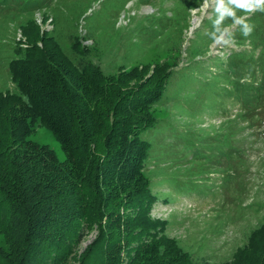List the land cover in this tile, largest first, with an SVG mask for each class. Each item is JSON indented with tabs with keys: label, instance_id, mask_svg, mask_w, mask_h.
Listing matches in <instances>:
<instances>
[{
	"label": "trees",
	"instance_id": "obj_1",
	"mask_svg": "<svg viewBox=\"0 0 264 264\" xmlns=\"http://www.w3.org/2000/svg\"><path fill=\"white\" fill-rule=\"evenodd\" d=\"M200 2L173 0L170 28L162 31L152 53L148 50L142 59L118 65L111 73H103L97 63L105 50L102 42L81 34L78 22L60 32L62 42L54 25L40 29L27 18L17 28L24 41L14 38L13 57L7 62L11 87L0 90V264H208L204 255L194 258L187 245L165 236V219L149 218L153 202L169 203L166 195L159 196L169 188L150 186L157 176L146 163L149 144L139 136L154 124V106L174 76L183 78L189 71V66L175 68L190 10ZM227 7L236 18L247 13ZM258 18L251 14L236 26L253 28L244 34L251 48L264 23ZM228 21L225 16L221 27ZM244 26L235 31L244 32ZM202 46L186 47V64L197 62L202 68L198 76L212 90H227L240 105L254 106L264 89L254 73L233 90L234 79L219 71V61H206V43ZM250 53L241 49L229 54L244 58ZM249 60L264 70V39ZM147 70L150 75L143 79ZM235 117L213 131L197 129L211 136V151L218 164L223 157L224 171L230 169L232 157L240 158L245 150L239 141L243 136L238 139L236 134L246 126L241 125L240 111ZM38 126L57 140L62 160L46 145L27 138ZM202 138L196 146L204 151ZM216 160L205 161L200 153L192 164L211 172ZM92 226L95 237L75 255V246ZM218 264H264V221Z\"/></svg>",
	"mask_w": 264,
	"mask_h": 264
},
{
	"label": "rangeland",
	"instance_id": "obj_2",
	"mask_svg": "<svg viewBox=\"0 0 264 264\" xmlns=\"http://www.w3.org/2000/svg\"><path fill=\"white\" fill-rule=\"evenodd\" d=\"M172 3L173 0H0V90L11 87L7 62L13 57L14 38L24 41L17 28L25 25L27 18L40 29L49 30L54 25L53 32L61 42L64 40L60 32L71 30L72 24L78 22L81 34L86 32L92 40L102 42L105 50L97 63L103 73H111L118 65L142 59L148 50L155 48L157 38L170 26ZM215 9V0H201L198 7L190 10V25L183 31L180 45L181 60L175 68L189 66V71L183 78L174 76L154 106V124L139 135L149 144L146 163L151 167L150 173L157 176L150 179V186L160 191L169 188L168 192L159 193L162 197L166 195L169 203L158 199L149 204V218L165 219V236L175 237L187 245L194 258L204 255L208 264L227 260L235 247L244 245L249 232L264 221V89L254 106L240 105L234 93L208 87L205 79L198 76L202 68L197 62L187 65L188 56L184 53L189 44L194 48L206 43L207 52L203 57L209 62L219 61V71L234 79L233 90H238L239 83L251 73L264 88V70L260 71L256 68L260 64L249 60L263 43L264 12L254 9L239 18L229 16L228 24L221 27V23L217 32L227 42L217 44L209 36L218 18ZM254 13L263 26L251 48L244 32L235 30L246 25L243 23L236 29L237 19L241 21ZM241 49L252 54L244 58L229 54ZM165 55L163 51L160 53V57ZM149 73L147 70L143 79ZM136 84L131 81V85ZM239 111L241 125L246 127L236 137L243 136L239 141L245 150L240 158L232 157L230 169L224 171L223 157L218 164V156L211 151L214 148L211 136L205 133L204 137L197 129L216 130L233 116L236 118ZM201 137L206 144L205 152L196 146V140ZM27 138L46 145L58 160L64 158L57 140L45 127L38 126ZM215 147L219 148L218 142ZM198 150L205 161L211 157L218 159L215 164L211 163V172L209 168L193 166L200 155ZM119 212L123 215L122 209ZM96 233L94 226L86 231L74 248L75 255L84 250ZM2 238L0 235V244Z\"/></svg>",
	"mask_w": 264,
	"mask_h": 264
},
{
	"label": "clouds",
	"instance_id": "obj_3",
	"mask_svg": "<svg viewBox=\"0 0 264 264\" xmlns=\"http://www.w3.org/2000/svg\"><path fill=\"white\" fill-rule=\"evenodd\" d=\"M216 12L219 13L218 18L213 22L214 31L209 33L210 38L217 44L221 42H227L223 40V34L217 36V32H220L219 25L222 23L225 16L235 17V12L227 7V5H234L237 8L245 9L248 12L254 9L264 10V0H227V5L225 0H215ZM237 23H242L239 19L236 20ZM251 32V28L247 25L244 26V34L248 35Z\"/></svg>",
	"mask_w": 264,
	"mask_h": 264
}]
</instances>
